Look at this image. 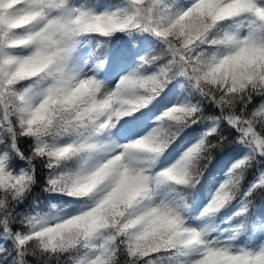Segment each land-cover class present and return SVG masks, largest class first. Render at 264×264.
<instances>
[{
	"label": "snow or ice",
	"instance_id": "1",
	"mask_svg": "<svg viewBox=\"0 0 264 264\" xmlns=\"http://www.w3.org/2000/svg\"><path fill=\"white\" fill-rule=\"evenodd\" d=\"M0 264H264V0H0Z\"/></svg>",
	"mask_w": 264,
	"mask_h": 264
}]
</instances>
